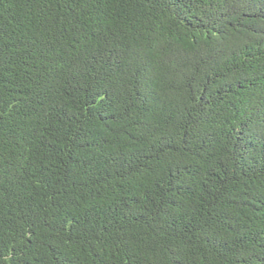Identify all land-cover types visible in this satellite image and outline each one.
I'll return each instance as SVG.
<instances>
[{
    "label": "trees",
    "instance_id": "obj_1",
    "mask_svg": "<svg viewBox=\"0 0 264 264\" xmlns=\"http://www.w3.org/2000/svg\"><path fill=\"white\" fill-rule=\"evenodd\" d=\"M0 264H264V0H0Z\"/></svg>",
    "mask_w": 264,
    "mask_h": 264
}]
</instances>
